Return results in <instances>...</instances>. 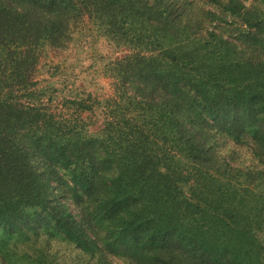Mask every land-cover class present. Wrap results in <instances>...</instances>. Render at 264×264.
Masks as SVG:
<instances>
[{"label": "trees", "instance_id": "trees-1", "mask_svg": "<svg viewBox=\"0 0 264 264\" xmlns=\"http://www.w3.org/2000/svg\"><path fill=\"white\" fill-rule=\"evenodd\" d=\"M209 4L0 0V264H61L52 240L94 264H264V0ZM84 21L137 50L104 68L112 96L56 109L41 55Z\"/></svg>", "mask_w": 264, "mask_h": 264}, {"label": "rangeland", "instance_id": "rangeland-1", "mask_svg": "<svg viewBox=\"0 0 264 264\" xmlns=\"http://www.w3.org/2000/svg\"><path fill=\"white\" fill-rule=\"evenodd\" d=\"M194 6L201 5L216 10L209 0H189ZM257 0H243L248 6ZM231 16L215 18L210 27H215L217 31H223L220 27L225 26ZM137 50L130 45L121 41H115L106 38L96 30L89 21H84L78 25L72 33V39L65 49L46 48L41 55L39 77L40 84L50 82L57 91L55 101L52 106L59 108L60 100H69L70 97L85 98L87 94L107 98L114 94L113 79L105 71L107 63L117 57L124 56L127 53ZM142 52H145L142 50ZM83 121L89 125L100 123L101 115L99 113L90 114L83 112ZM218 151L221 155L226 156L233 164L250 165L253 163L249 150L244 146L232 143L230 140H220ZM71 211H75L74 205L66 199ZM40 244V243H39ZM50 247L49 254L61 264H75L79 261L82 264H94L93 259L81 255L78 250L70 244L52 240L48 244ZM112 264H131L126 258L120 256H108Z\"/></svg>", "mask_w": 264, "mask_h": 264}]
</instances>
